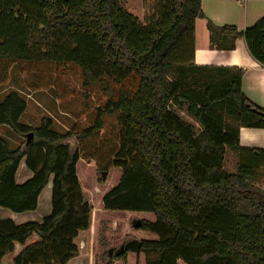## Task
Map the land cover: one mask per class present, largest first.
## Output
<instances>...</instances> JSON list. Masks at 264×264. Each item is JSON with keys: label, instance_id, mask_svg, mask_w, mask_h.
<instances>
[{"label": "trees", "instance_id": "1", "mask_svg": "<svg viewBox=\"0 0 264 264\" xmlns=\"http://www.w3.org/2000/svg\"><path fill=\"white\" fill-rule=\"evenodd\" d=\"M197 18H205L202 0H153L145 22L124 0H0V86L17 65L27 89L52 87L60 112L75 119L65 133L51 118L32 127L20 122L27 102L18 92L0 102V126L25 139L13 148L0 136V207L37 210L52 180V211L41 222L0 219V264L34 234L39 240L12 264H68L79 255L75 239L92 212L80 160L99 173L121 170L105 210L156 217L136 228L155 240L104 242L94 264L129 252L145 264H264V148L240 144L242 127L264 129V108L244 93L243 68L193 63ZM207 27L213 47L234 50L244 38L264 66V17L243 31ZM228 151L256 159L230 172ZM23 162L33 175L18 183Z\"/></svg>", "mask_w": 264, "mask_h": 264}, {"label": "rangeland", "instance_id": "2", "mask_svg": "<svg viewBox=\"0 0 264 264\" xmlns=\"http://www.w3.org/2000/svg\"><path fill=\"white\" fill-rule=\"evenodd\" d=\"M124 2L130 12L139 17L141 21H146L153 0H124ZM11 91L18 92L27 102V109L20 119L22 124L38 127L43 118H51L54 123L53 128L59 132L65 133L71 129L75 123L73 117L60 112L58 98L52 87L38 91L27 89L24 84L23 74L19 71L17 65L10 68L7 82L0 86V102ZM176 111L185 120L194 122L192 117L183 109H176ZM0 136L7 138L13 148L18 147L25 141L24 138L14 134L7 126H0ZM255 159L256 158L249 159L248 156H240L237 153L228 151L226 156V169L230 172H235L241 165L251 162V160L255 161ZM77 168L84 199L92 209L89 232L81 235L78 240V244L83 245V247L87 249L85 254L87 260L86 264L95 263V248L104 245L99 248L98 255L107 251L104 242H107L109 247L117 248L122 244L125 238L124 236H128V234H131L132 238L137 239L155 240L157 238L155 234L149 231L133 227V224L138 219H146L154 222L156 217L153 214L144 212L109 211L103 208V196L119 182L121 176V170L119 168L112 169L108 173L106 179H102L104 182H99L101 175L93 163L80 160ZM261 187L264 188V179L261 183ZM44 207H46L45 196L42 198L39 211L42 212ZM39 211L36 214H38ZM31 215L29 214L27 217L33 218ZM101 238L104 240L102 241ZM115 264H145V256L142 253L129 252L127 260L122 262L118 261Z\"/></svg>", "mask_w": 264, "mask_h": 264}, {"label": "crops", "instance_id": "3", "mask_svg": "<svg viewBox=\"0 0 264 264\" xmlns=\"http://www.w3.org/2000/svg\"><path fill=\"white\" fill-rule=\"evenodd\" d=\"M202 11L205 18H197L195 20L193 63L197 66L243 68L242 88L244 93L257 106L264 108V66L251 56L244 38H239L236 41L234 50H219L213 47L207 27L208 21L217 26H234L239 31L253 27L264 17V0H244L243 2L237 0H202ZM240 144L244 147L264 148V129L242 127L240 129ZM32 175L33 173L26 168L25 162H23L17 173V182L24 183ZM43 196H45L46 207L40 212ZM51 199L52 180L40 195L37 210L14 213L0 207V219L11 218L18 224L30 221L41 222L52 211ZM38 211L39 213L36 214ZM29 214H33L31 215L33 218H28ZM88 232L89 230L80 232L75 239L80 249L79 255L68 262V264L87 263L85 258L87 249L83 245L78 244V240L81 235ZM38 240L39 237L34 234L25 245L16 243L14 252L6 255L1 264H12L14 258L26 246Z\"/></svg>", "mask_w": 264, "mask_h": 264}, {"label": "water", "instance_id": "4", "mask_svg": "<svg viewBox=\"0 0 264 264\" xmlns=\"http://www.w3.org/2000/svg\"><path fill=\"white\" fill-rule=\"evenodd\" d=\"M33 139V133H29L27 134V145L30 143V141ZM101 175V179H106L107 175H108V172H101L100 173ZM142 225V221L140 219H138L134 224H133V227L134 228H138Z\"/></svg>", "mask_w": 264, "mask_h": 264}, {"label": "bare ground", "instance_id": "5", "mask_svg": "<svg viewBox=\"0 0 264 264\" xmlns=\"http://www.w3.org/2000/svg\"><path fill=\"white\" fill-rule=\"evenodd\" d=\"M244 133H246V132H244Z\"/></svg>", "mask_w": 264, "mask_h": 264}]
</instances>
